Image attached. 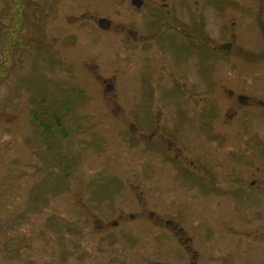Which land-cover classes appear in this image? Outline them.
Returning a JSON list of instances; mask_svg holds the SVG:
<instances>
[{
  "label": "flooded vegetation",
  "instance_id": "1",
  "mask_svg": "<svg viewBox=\"0 0 264 264\" xmlns=\"http://www.w3.org/2000/svg\"><path fill=\"white\" fill-rule=\"evenodd\" d=\"M67 3H69L67 9H61V12V4L58 3L53 13L54 18L48 24L44 25L43 21H39L46 35L40 47H44L47 62L54 67L74 66L80 63L78 57L84 43L93 46L98 45L95 43L97 38L120 37L121 42H124V51L119 56L125 64L124 67L117 65L116 71L119 77L125 75L123 81L127 94L134 97L140 105L150 96V110L144 111L139 120L135 111L136 116H133L131 110L125 108L127 102L116 97L114 82L117 74L110 78L106 73L100 72L95 65L87 66V62L80 63L78 72L82 76L85 74L86 77L83 76L85 80L89 75L91 83L104 85L102 96H94L88 93L84 86L80 87L88 95L83 99L85 108H81V113L86 122L92 119L91 122L95 124L92 129L97 133L90 137L88 143L99 147L105 139H109V131H114L116 138H120L119 141L125 144L126 149L122 152L114 145L106 151L103 158L114 160L113 164L120 161L117 173L113 169V175L119 179L123 176L120 174L123 160L129 157L131 149L139 145L140 169L146 168L144 162L145 159H149V152L155 154L157 159L159 157L158 164L172 171V177L167 179L170 183L173 181L172 178L199 174L203 176L200 177L202 181L214 183L217 190L210 196L212 198L223 195L234 197V191L239 189V198L243 199L242 202H251V208L256 205V209H252L251 215H247L239 223V239L243 240L240 253L238 246L236 249L229 248L225 255L219 257L222 260L229 259L231 264H264V137L259 136V126L264 125V76L235 77V80L227 76L228 56L231 54H235V61L232 63L237 73L239 64L252 67L264 63V58L253 61L257 55L264 54V0H114L111 1V6H107V10L101 4L94 6V0H68ZM116 3L119 5L117 8ZM64 11H70L72 14L62 18L61 13ZM28 14L26 13V16ZM115 16L123 18L124 22L120 26L113 25ZM131 20L136 24L131 23ZM137 21L142 22L141 25ZM148 21L154 22V27H147ZM63 24L67 28L63 27ZM72 27L74 30H68ZM21 29L23 27L19 26V31ZM167 32L190 40L195 45L167 49V42L163 39ZM187 48L202 57L201 63L205 62L203 67H207L208 70L198 68L197 72L201 76H207L206 78L200 79L193 75L190 72L191 64L178 65L179 62H183L181 58ZM248 52L257 54L249 55ZM239 53L252 57L253 62L239 60ZM101 54L98 52V55H95L99 67L102 63L100 60H104ZM70 57L74 59L69 60ZM169 58L172 59V64L168 62ZM113 60L114 58L112 60L105 58V64L111 66L112 62L116 63ZM194 61L195 57L188 60L190 63ZM179 97L186 101L190 107L189 112H197L200 120L205 123V136L210 146L205 153L207 157L199 159L200 161H196L197 153L190 144L188 146L179 136V127H174L172 118L177 115L176 108L165 101ZM211 104L213 108L206 109ZM140 105L137 111L141 109ZM69 106L70 112L76 110L73 105ZM100 106L107 108L101 109ZM228 109L232 111L229 112ZM47 111H50V114H57L63 123L64 110ZM94 116L97 119L93 120ZM237 117L239 118L236 119ZM144 119H150L152 124H144L142 122ZM67 128L68 126H62L66 139L70 135ZM70 128L71 130L75 128L81 135L88 130L87 125ZM100 133L105 134L102 135L104 140H100ZM121 133L124 135L119 136ZM133 137L140 144L129 145L128 138L134 139ZM81 138L85 139V136H80ZM176 139H180V142ZM88 143L85 149L88 148ZM227 144L239 145L238 152L235 153L236 155L239 153L237 158L228 160L226 155L220 154V158L215 155V149L221 150ZM99 150L100 148L97 151ZM67 154L64 151L62 155L70 159V154ZM210 164L219 172V178L216 177L217 174L208 173ZM224 166H227L228 173H223L226 168ZM60 168L61 166L57 170ZM143 170L141 178L147 180ZM161 184L164 186L166 182ZM162 192L164 193V190ZM60 193L66 192L61 189ZM145 212L141 209L126 213V210L119 209L112 219L91 222L95 234L105 232L93 240L110 245L108 252L93 258V264L212 263L213 254L204 253L205 258H202L201 252L196 250L195 236L192 234L194 224L180 221L178 213L175 215L169 210L166 211L170 213L168 216L155 215L150 211L148 215L152 220L135 219L138 214L145 216ZM204 213L208 222L213 223L217 219L223 220V214H231V211L228 207L215 210L208 206ZM201 214L197 209L188 213L199 216ZM47 228L52 229V233H59V236L42 237V240L45 244H55L58 252L47 258L46 252L37 254L38 252L33 250L35 252L28 254L22 264H44L42 262L44 260L45 264H67L65 250L62 247L67 238L63 235L68 228L67 222L48 221ZM142 237L153 242L142 243L140 241ZM15 240H18V237L12 241L10 251L20 250L19 246L22 243ZM209 240L203 242L207 248L205 251L213 250L214 243L211 244ZM117 245L119 248H116ZM16 251L13 253L15 256ZM0 252L2 261L3 254L8 256L9 252H5L2 247Z\"/></svg>",
  "mask_w": 264,
  "mask_h": 264
},
{
  "label": "rangeland",
  "instance_id": "2",
  "mask_svg": "<svg viewBox=\"0 0 264 264\" xmlns=\"http://www.w3.org/2000/svg\"><path fill=\"white\" fill-rule=\"evenodd\" d=\"M27 1L0 0V248L9 252L8 256L3 254L4 259L0 261V264H22L27 255L35 251L38 252L37 254L46 252L47 258L58 252L55 244H45L42 240V237L59 236V233H52L53 230L47 228V222L54 220L65 221L68 225L66 233L63 234L67 238L62 245L67 264H93V258L108 252L110 245L93 240L105 232L95 234L91 222L112 219L119 209L126 210V213L144 209L145 216L138 214L135 218L139 221L152 220L148 215L150 211H153L155 215L164 214V216L170 215L166 212L167 210L174 212L175 215L178 213L181 217L180 221L194 224L192 234L195 236L196 250L201 252L202 256L204 253L213 254L211 264H231L229 259L222 260L219 255H225L229 248L236 249L238 246L240 253L243 240L239 239V223L241 219L251 215L256 205L251 208V202H242L243 199L239 198V189L234 191V197L230 195L210 197L217 189L214 183L202 181L200 177L203 176L199 174L172 178L173 181L170 183L167 179L172 177V171L164 165L160 166L159 157L157 159V155L150 152L149 159H145L144 162L146 168L144 170L142 168L147 180L142 179L140 174L143 172L139 162L140 146L137 145L140 143L135 137L128 138L127 141L129 145L137 146L129 151V157L122 162L123 169L120 172L123 175L122 178L114 176L113 172L115 170L117 173L120 161L113 164L114 160L110 158L105 160L103 156L114 145L122 152L126 147L119 141V137L116 138L113 130L109 131V139L105 140L102 137L105 134L100 133V140L104 141L99 147L88 143L90 137L97 133L92 129L95 125L91 122L92 119L86 122L81 113V108H85L83 99L88 95L80 87L84 86L88 93L94 96H102L104 85L91 83L88 79L89 75L85 80L83 78V76L86 77L85 74L83 76L79 74L78 67L87 62V66L95 65L100 72L106 73L107 77L111 78L117 74L118 77L114 82L117 99L127 102L125 108L131 110L133 116H136L135 111L138 114L136 117L141 120L143 112L150 110V96L140 105L134 97L127 94L125 81H123L125 75L119 77L116 71L118 66L124 67L125 64L119 56L124 51V42H121L120 37L97 38L98 42L96 40L95 43L98 45L88 46L86 43L82 45L78 57L81 64L68 65L66 68L54 67L47 62L43 52L44 47H40L46 35L39 21H43L44 25L48 24L54 18L53 13L58 3L61 4V12V9H67L68 0ZM111 1L114 0H94V6L101 4L107 10V6H111ZM117 6L119 5L116 3V8ZM122 8L125 9V7ZM26 13L29 14L26 16ZM70 14H72L70 11H64L61 16L64 18ZM45 17L47 19H44ZM123 22L122 17L115 16L113 25L120 26ZM137 22L140 25L142 23ZM131 23L136 24L132 20ZM19 26L23 27L20 31ZM147 27H154V22L148 21ZM68 30H74V28H68ZM163 39L167 42V49L171 50L185 45H195L190 40H184L169 32L164 34ZM98 52L104 56V60H100L102 62L100 67L95 59ZM248 53L249 55L257 54ZM194 57L196 61L188 62ZM105 58L111 60L114 58L113 61L116 63L112 62L111 66H107ZM201 58L192 49L187 48L181 58L183 62H179L178 65L191 64L190 72L193 75L200 79L206 78L207 76H201L197 72L198 68L208 70L207 67H203L205 62L201 63ZM262 58L264 54L257 55L253 60L247 54L239 53V60L244 62H253ZM71 59L74 58L70 57L69 60ZM234 61L235 54L229 55L228 77L235 80V77L264 76V63L255 64L252 67L239 64V73H237L232 63ZM168 62L173 63L171 58ZM165 101L176 108L177 115L172 118V122L174 127H179V136L197 153L196 161L206 158L205 153L208 152L210 145L205 136L204 121L200 120L197 112H189L190 107L182 98ZM69 105H73L76 110L70 112ZM139 105L141 109L137 111ZM209 108H213V105L206 109ZM49 109L58 112L64 110L63 123H61V117L50 114V111H47ZM197 109L199 110V107ZM228 110L232 111V109ZM94 119L97 118L94 116ZM142 122L147 125L152 124L150 119H144ZM139 123L141 124V121ZM237 123L239 124V120ZM63 125L68 126L70 135L67 139L62 130ZM78 125H87L88 130H85L86 132L82 135L77 133L75 128L71 130V126ZM83 135L85 139H80ZM122 135L124 134L121 133L119 136ZM259 136L264 137V125L259 126ZM176 140L180 142V139ZM87 143L88 148L85 149ZM237 147L239 145L227 144L221 150L215 149V155L219 158L220 154L226 155L228 160H233L234 157L239 156V153L235 154L238 152ZM98 148H100L99 151H97ZM84 149L85 151H82ZM64 151L68 153L67 155L70 154V159L62 155ZM152 160L155 161L154 164ZM197 165L198 162H196ZM234 165L237 164L234 163ZM59 166L61 168L57 170ZM172 166L175 165L172 164ZM224 167L226 168L223 173H228L227 166ZM208 173L217 174L216 177L219 178V172L215 171L211 164ZM162 182L166 184L162 186ZM161 186L162 189H160ZM61 189L66 193L61 194ZM136 206H138L137 209H135ZM208 206L215 210L228 207L231 214H223V220L217 219L209 223L204 213V209ZM193 209H197L203 215H188ZM17 237L18 240L15 241L22 244L19 246L20 250H15V256L13 254L15 251H10V248L12 241ZM152 237L158 239L155 236ZM207 239H210L211 244L214 243L213 250L205 251L207 248L203 242H207ZM140 241L153 242L144 237ZM116 248H119V245ZM42 262L45 264V260Z\"/></svg>",
  "mask_w": 264,
  "mask_h": 264
}]
</instances>
